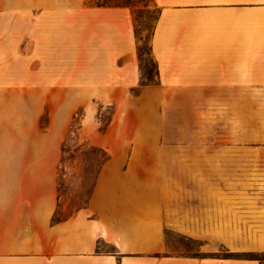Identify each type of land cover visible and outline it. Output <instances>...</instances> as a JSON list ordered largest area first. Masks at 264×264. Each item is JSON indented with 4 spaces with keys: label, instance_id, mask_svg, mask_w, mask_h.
I'll return each mask as SVG.
<instances>
[{
    "label": "crops",
    "instance_id": "crops-1",
    "mask_svg": "<svg viewBox=\"0 0 264 264\" xmlns=\"http://www.w3.org/2000/svg\"><path fill=\"white\" fill-rule=\"evenodd\" d=\"M155 1L159 81L140 85L130 6L0 0V264H260L174 251L166 232L204 251L253 247L238 240L236 196L209 171L222 147L172 143L205 136L174 128L173 114L198 120L206 105L251 104L264 89V0ZM104 103L115 110L102 129ZM80 107L78 133L108 157L85 205L54 220Z\"/></svg>",
    "mask_w": 264,
    "mask_h": 264
},
{
    "label": "rangeland",
    "instance_id": "rangeland-1",
    "mask_svg": "<svg viewBox=\"0 0 264 264\" xmlns=\"http://www.w3.org/2000/svg\"><path fill=\"white\" fill-rule=\"evenodd\" d=\"M95 1V0H91ZM139 36L145 45L151 30L145 22L139 26ZM143 66L151 64L144 55ZM138 88L134 92H138ZM98 124L104 128L112 118L115 106L104 103L99 105ZM204 113H199L198 120L181 122L180 114H173V126L186 129L204 128L205 136L174 137L172 143L220 145L222 147V162L214 170L215 180H218L221 191L235 195L239 225L244 231H238V240L246 237L252 248L230 249L220 246L210 252L201 248L202 240L185 236L168 230L167 240L174 251L191 254L219 255L243 260L253 256L260 257L264 263V249H257L259 237L264 234V89H253L251 104H220L204 106ZM163 111V110H162ZM83 108L76 111L70 131L64 141L62 162L58 169L59 203L56 217H67L87 202L105 152L91 145L78 133ZM196 118V115H193ZM204 117L202 123L201 117ZM48 115L43 117L47 124ZM232 152H227L229 150ZM226 148V149H224ZM226 150V151H224ZM230 156V157H229ZM206 170V175L207 172ZM243 241H245L243 239ZM239 243V241H238ZM223 245V244H221ZM102 249H112L107 243L100 244Z\"/></svg>",
    "mask_w": 264,
    "mask_h": 264
},
{
    "label": "trees",
    "instance_id": "trees-1",
    "mask_svg": "<svg viewBox=\"0 0 264 264\" xmlns=\"http://www.w3.org/2000/svg\"><path fill=\"white\" fill-rule=\"evenodd\" d=\"M86 3L88 5H128L132 8V11L134 14V30H135L136 38L138 41L137 53H138V59H139L140 69H141L140 85L157 83L159 81V66L154 57L153 50H152V37L155 31L157 21L160 17L162 7L159 6L155 0H95V1L86 0ZM144 22H145L146 28L151 30V32H150V35H148L147 41L144 42L146 44L141 45L140 41L143 39L142 37L139 36L138 29H139V26H141ZM144 55H147L148 59H150L151 64H153L152 66L150 65L143 66L142 61L144 59L143 58ZM110 120L108 121V123L110 122ZM106 126L104 128H106ZM63 150H64V145H62V151ZM102 150L106 154V157L103 160L105 161L108 157V154L106 153L104 149ZM53 219L59 220L61 218L56 217V213H55ZM250 258L260 259V257H257V256H253ZM260 264H264V263L260 262Z\"/></svg>",
    "mask_w": 264,
    "mask_h": 264
}]
</instances>
